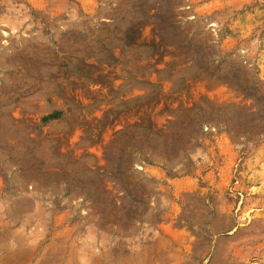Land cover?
Masks as SVG:
<instances>
[{"label": "rangeland", "instance_id": "rangeland-1", "mask_svg": "<svg viewBox=\"0 0 264 264\" xmlns=\"http://www.w3.org/2000/svg\"><path fill=\"white\" fill-rule=\"evenodd\" d=\"M0 264H264V0H0Z\"/></svg>", "mask_w": 264, "mask_h": 264}, {"label": "trees", "instance_id": "trees-1", "mask_svg": "<svg viewBox=\"0 0 264 264\" xmlns=\"http://www.w3.org/2000/svg\"><path fill=\"white\" fill-rule=\"evenodd\" d=\"M51 116H54V117H56V115H55V114H52Z\"/></svg>", "mask_w": 264, "mask_h": 264}]
</instances>
